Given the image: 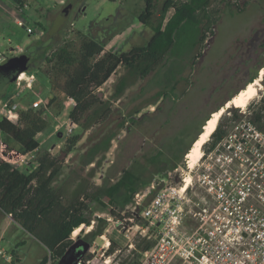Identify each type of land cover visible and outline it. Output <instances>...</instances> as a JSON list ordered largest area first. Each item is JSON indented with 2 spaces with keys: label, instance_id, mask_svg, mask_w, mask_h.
<instances>
[{
  "label": "rangeland",
  "instance_id": "obj_1",
  "mask_svg": "<svg viewBox=\"0 0 264 264\" xmlns=\"http://www.w3.org/2000/svg\"><path fill=\"white\" fill-rule=\"evenodd\" d=\"M163 1L158 0L160 5ZM41 2L28 0L26 17L23 16L30 23L42 24L46 34L40 40L15 23H11L0 36V51L6 52L9 57H17L21 54H13L9 52L10 49L22 48V56L24 54L27 59L24 67L30 68V72L38 71L40 78L36 86L26 89L20 95L15 91L14 82L8 84L0 92V99L18 95L14 101L20 108L28 106L27 102L34 96L46 103L54 97L59 99L50 108L46 107L51 122L50 129L39 139L40 150L35 153V157L28 156L21 170L26 175L35 170L37 154L57 156L62 169L53 188H62L66 193L83 195L94 191L106 180L113 183L135 161L147 165L146 159L158 151L172 158L177 149L176 144L180 143L183 149L186 148L211 112L224 104L234 92L245 88L247 81L264 62V0H230L216 4L219 8V21L214 27L213 35L210 34L202 48V57L195 59L200 53L196 50L178 60L181 65V72L178 73L177 67L172 69V59H166L147 78H129L128 88L118 98L115 97L116 85L119 78L127 75L123 67L119 68L97 92L106 104L101 112L105 113L109 109V118L103 120L97 116L87 121L85 116L81 123L88 129L76 125L72 133H69L62 123L70 113V109L67 110L70 102L60 97L52 83L48 85L49 73L45 58L66 41L73 42L75 48H78L80 33L105 44L106 51L113 52H127L133 47L145 46L153 33L151 28L141 24L138 19L144 8V0ZM50 46L51 51L47 49L45 53V49ZM171 69L175 71L171 73ZM175 73L177 75L172 79ZM263 80L264 77L260 81L261 91L250 103L254 110L259 107L264 92ZM171 92L173 93L170 94ZM159 93L166 95L159 100ZM235 108L238 107L231 105L226 108L221 118L232 117V112L229 111ZM248 108H239L238 114L243 116L242 121L236 124L240 125L239 129L235 125L229 127L228 119L224 120L223 128L228 130L229 137L239 138L243 136V132L250 133L248 129L243 131L244 122L249 115ZM18 116L19 114L14 121ZM250 134L256 136L254 131ZM71 138L78 139L72 150L68 146ZM178 139L179 142H176ZM257 140H253L251 146L263 153L260 164L263 165L264 137ZM225 143L228 144L225 141L215 151L210 149V143L203 147L200 169L207 157L214 152L236 153L234 147L228 149ZM3 144L11 145L12 142L0 133V148ZM181 166L185 171L189 170L186 156ZM246 167L250 169L252 166ZM175 174L177 173L174 171L173 176ZM145 189L142 191L145 192ZM201 196L202 193L197 191L192 198L197 200ZM132 206L133 204L124 211L104 200L89 202L86 216L92 220V225L96 226L98 218H102L107 220V227L104 235L97 238L86 251L85 264H138L143 259L142 253L135 251L142 239L136 235L129 240L123 229L125 225H133L129 221L133 213ZM112 210L116 215L111 213ZM135 212L139 214L141 210ZM91 229L92 227L83 226L79 233L72 234V240L76 241L74 247L87 246L85 236ZM112 242L115 250L110 253ZM0 247L4 251V255L0 254V264H38L48 255L47 249L38 240L1 210Z\"/></svg>",
  "mask_w": 264,
  "mask_h": 264
},
{
  "label": "trees",
  "instance_id": "obj_2",
  "mask_svg": "<svg viewBox=\"0 0 264 264\" xmlns=\"http://www.w3.org/2000/svg\"><path fill=\"white\" fill-rule=\"evenodd\" d=\"M12 1L16 4L17 10L22 11L28 0ZM226 1L230 0H164L160 5L158 0H144V8L138 19L141 24L151 28L153 33L145 46L133 47L127 52L106 51L105 44L80 33L78 48H75L73 42L66 41L53 49L45 58L48 65V79L61 98L74 100L70 110L72 121L88 129L84 123H81L85 116L87 121L97 116L103 120L109 118L111 114L109 109L105 113L101 112L106 104L99 98L97 92L121 67L127 75L119 78L116 85L115 97L118 98L128 88L129 78L142 80L147 78L166 59H172L174 62L172 69L177 67L178 73L181 72L178 60L191 55L196 50L200 53L195 59L202 57V48L206 45L210 34L213 35L214 27L219 21V8L216 4ZM37 25L42 27L40 23ZM23 56L26 57L24 54ZM14 58L16 57L8 56L6 61ZM263 67L264 62L256 69L246 85L258 78L259 70ZM28 69L30 68H26L27 71ZM173 71L175 70L171 73ZM177 73L172 79H175ZM262 84L264 88V80ZM238 92H234L226 101L231 100ZM165 95L159 93L157 97L160 100ZM37 99L38 96L32 97L27 105ZM57 100L59 99L54 97L48 103L44 101V105L39 109L20 111L16 121L0 120V133L12 142L11 145L3 144L0 148V210L47 249L48 255L38 264H60L66 252L76 243L71 238L72 234L83 229V226L92 227L85 236L87 251L97 238L104 235L107 227V220L102 218H98L96 226L92 225V220L86 216L89 202L104 200L107 204L125 211L134 203L136 194L148 187L156 175L166 176L181 166L183 158L203 133V126L212 118L211 114L219 111L226 102L204 120L186 148L183 149L180 143L176 144L177 149L172 158L158 151L146 159L148 166L135 161L130 168L122 171L115 182L106 180L94 191L79 195L76 192L66 193L62 188L58 190L53 188V183L62 169L57 156H51L49 153L37 154L38 166L28 175L20 172L10 163L11 160H20L40 150L39 139L51 126L46 107L50 108ZM248 107L247 121L264 135V92L256 110L253 109V104ZM238 111L239 108L232 109L229 111L232 112V117L224 116L220 119L217 129L208 141L211 150L215 151L229 136L228 130L223 128L224 120L228 119L229 127L234 125L236 127V124L242 121L243 116L238 114ZM77 140V138L68 140L70 150ZM176 142H179V139ZM177 176H173V179L175 180ZM111 213L116 215L113 210ZM154 244V240L142 239L136 245L135 251L146 252ZM110 247L109 252L113 253L115 244L112 242ZM86 251L82 258L85 263Z\"/></svg>",
  "mask_w": 264,
  "mask_h": 264
},
{
  "label": "built area",
  "instance_id": "obj_3",
  "mask_svg": "<svg viewBox=\"0 0 264 264\" xmlns=\"http://www.w3.org/2000/svg\"><path fill=\"white\" fill-rule=\"evenodd\" d=\"M17 24L29 35L41 38L46 34L37 23L25 18L18 19ZM11 52L18 55L23 49L16 47ZM7 59L6 52L0 51V64ZM39 78L38 71L22 72L13 83L15 91L20 95L36 86ZM47 83L50 85L49 79ZM17 96L0 99V120H14L21 109L44 105L43 99H37L20 108L14 101ZM69 102L67 110H71L74 100ZM62 126L69 133L76 128L70 113ZM245 129L254 131L256 136L243 132L242 137L225 139L227 148L234 147L236 153L214 152L201 169L199 162L197 171L189 166L185 171L180 166L175 170V180L173 172L156 175L145 192L136 194L129 218L133 225L123 227L126 237L132 240L138 235L155 241L150 250L142 253L138 264H264V164L260 165L263 153L251 146L253 140H261L264 135L248 121L244 122ZM28 156L35 157V153L10 163L24 173L21 167ZM247 165L252 167L248 169ZM197 191L202 196L194 200L192 195ZM136 210L141 212L137 214ZM0 254L4 255L1 247Z\"/></svg>",
  "mask_w": 264,
  "mask_h": 264
},
{
  "label": "bare ground",
  "instance_id": "obj_4",
  "mask_svg": "<svg viewBox=\"0 0 264 264\" xmlns=\"http://www.w3.org/2000/svg\"><path fill=\"white\" fill-rule=\"evenodd\" d=\"M264 77V69L260 72V79L255 80V82L249 84L247 88L242 90L231 102L226 105V108L230 107L231 105L236 106L238 108H246L249 104L257 98L259 92L261 91V79ZM223 108L222 110L214 113L212 118L208 121L207 125L204 128V133L200 135L199 139L195 142L193 148L187 154V162L188 166L191 170L195 169L199 162L203 158V147L208 143L210 140L211 135L217 129L219 120L224 113ZM82 229L77 230L74 232V235L79 233Z\"/></svg>",
  "mask_w": 264,
  "mask_h": 264
},
{
  "label": "water",
  "instance_id": "obj_5",
  "mask_svg": "<svg viewBox=\"0 0 264 264\" xmlns=\"http://www.w3.org/2000/svg\"><path fill=\"white\" fill-rule=\"evenodd\" d=\"M26 60H27L26 57L20 56V57H16L14 59L8 60L3 64H0V92H2V90L8 84L13 83L22 72L27 71L26 68L24 67V63ZM263 69H264V67L260 68L259 72H261ZM257 79H260V75ZM257 79H255V80H257ZM255 80H254V82H255ZM261 81H262V79H261ZM249 84H251V83H249ZM249 84H247L245 86V88H247V86ZM244 89H241L237 93V95ZM237 95H235L231 100L226 101L224 106H226L229 102H231ZM223 108L224 107H221L220 110H222ZM216 112H218V111H216ZM216 112H213L211 114V116ZM209 120L210 119L207 120L206 124L208 123ZM205 126H203V130H204ZM203 133H204V131H203ZM203 133H201V134H203ZM200 135H199V137H200ZM85 251H86L85 245H80V246H75V247L73 245L72 247H70V249L63 256V258L60 261V264H85V262L82 261V258L85 254Z\"/></svg>",
  "mask_w": 264,
  "mask_h": 264
},
{
  "label": "crops",
  "instance_id": "obj_6",
  "mask_svg": "<svg viewBox=\"0 0 264 264\" xmlns=\"http://www.w3.org/2000/svg\"><path fill=\"white\" fill-rule=\"evenodd\" d=\"M37 1L41 2V0ZM25 7L26 8H24L22 11H18L16 4L12 0H0V36L7 30V28L10 27L11 23L17 24L18 19L24 18L23 16L26 17L25 11L28 8V5H25ZM36 39L40 40L41 38L36 37ZM12 49L13 48H11L9 52H11ZM47 49L51 51L52 48L51 46L46 48L45 53ZM28 70V72H30V69Z\"/></svg>",
  "mask_w": 264,
  "mask_h": 264
}]
</instances>
